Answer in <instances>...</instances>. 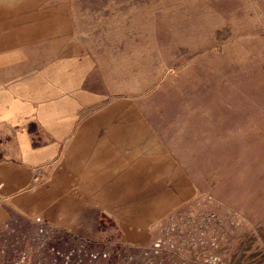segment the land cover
<instances>
[{
  "label": "rangeland",
  "instance_id": "rangeland-1",
  "mask_svg": "<svg viewBox=\"0 0 264 264\" xmlns=\"http://www.w3.org/2000/svg\"><path fill=\"white\" fill-rule=\"evenodd\" d=\"M0 264H264V0H0Z\"/></svg>",
  "mask_w": 264,
  "mask_h": 264
}]
</instances>
